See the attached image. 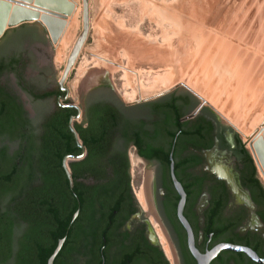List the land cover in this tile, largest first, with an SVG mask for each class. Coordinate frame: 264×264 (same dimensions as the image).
<instances>
[{
	"label": "trees",
	"instance_id": "1",
	"mask_svg": "<svg viewBox=\"0 0 264 264\" xmlns=\"http://www.w3.org/2000/svg\"><path fill=\"white\" fill-rule=\"evenodd\" d=\"M19 30L26 31V26ZM5 69L0 64V74ZM109 93V99L90 102L84 123L74 125L85 150L82 157L70 128L71 119L78 115L75 109L56 105L52 114L35 125L15 98L0 91V256L8 255L10 243L15 240L20 243V256H25L26 243L31 242L32 250L39 252L42 264H46L59 241L64 240L54 264H68L67 259L73 256L99 264L102 251L105 255L115 245L121 246V254L130 260L142 258L133 246H122L126 240L140 241V232L135 238L129 232L122 233L135 209L127 146L121 149L118 141L125 136L132 139L139 157L151 158L157 153L143 152L141 147L150 144L148 138L134 123L123 120V113L137 108L126 107ZM35 96L44 100L66 94L58 89ZM196 106L190 94L177 92L171 93L164 104H145L151 112L167 115L173 128L185 134V144L200 148L202 140L209 148L213 126L208 120L197 117L190 125L180 122ZM221 143L229 147L225 136ZM234 143L241 181L264 222V187L255 163L238 134L234 135ZM68 157H82L69 165L71 182L63 167ZM184 163L175 165V176L192 191L195 182L188 183L192 175ZM164 170L169 177V168ZM153 254L158 264H168L162 252L154 250Z\"/></svg>",
	"mask_w": 264,
	"mask_h": 264
},
{
	"label": "rangeland",
	"instance_id": "2",
	"mask_svg": "<svg viewBox=\"0 0 264 264\" xmlns=\"http://www.w3.org/2000/svg\"><path fill=\"white\" fill-rule=\"evenodd\" d=\"M74 1L78 10L67 28V59L83 30V1ZM88 5L89 33L63 85L71 96L66 101L81 109L87 86H109L132 107L183 87L250 148L264 128V0H88ZM72 10L73 4L66 17H51L63 20L54 38ZM66 62L55 63L52 80L58 87ZM84 121L85 112L75 123Z\"/></svg>",
	"mask_w": 264,
	"mask_h": 264
},
{
	"label": "flooded vegetation",
	"instance_id": "3",
	"mask_svg": "<svg viewBox=\"0 0 264 264\" xmlns=\"http://www.w3.org/2000/svg\"><path fill=\"white\" fill-rule=\"evenodd\" d=\"M206 111L208 110L201 109L193 118H188L189 115H186L180 122L190 125L197 117L208 120L213 126L209 138L212 146L209 148L205 146L207 141L202 140L200 143L203 147L200 148L185 144L187 142L185 134L173 128L172 120H169L167 115L155 114L147 107L141 111L122 114L124 121L134 123L144 134L143 136L148 138L150 144L142 146L141 150L145 153H157L151 158L139 157L132 139L125 136L118 141L121 149H126L127 146L126 156L129 163V151L132 149L141 163L154 167V171L150 174V202L175 259L171 262L166 256L146 210L132 192L135 212L126 222L122 233L129 232L132 238H135L134 235L139 231L140 241L134 243L126 240L122 246H133V249L141 253L142 258L136 262L130 260L128 256L121 254V246L115 245L106 250V256L102 251L99 264H158L153 254L154 250L162 252L168 264H259L243 251L229 249H221L212 259L206 261L205 257L208 253L223 246L249 249L264 262V222L260 218L259 209L250 191L241 181V167L234 156L236 146L231 147L228 143V136L233 134L234 139L237 133L225 126L213 112L206 113ZM224 136L229 144L228 148L222 146L221 137ZM171 155L174 166L185 161L184 165L187 166L190 176L192 175L187 181L195 182L191 191L190 188H185L182 180L177 179L186 194L183 217L193 235L195 255L190 250L188 233L178 217L180 197L170 175L166 176L164 170L168 167L170 174ZM221 166L226 169L225 174L220 173L218 168ZM217 174L226 180L218 179ZM246 195L250 196L255 205L254 214L246 204ZM127 224L130 226L128 227ZM19 244L18 240L10 243L8 255L0 256V264H42V258L39 252L32 250L31 242L26 243L25 256L22 257ZM89 261L83 256L67 259L68 264H89ZM90 264H98V262Z\"/></svg>",
	"mask_w": 264,
	"mask_h": 264
},
{
	"label": "water",
	"instance_id": "4",
	"mask_svg": "<svg viewBox=\"0 0 264 264\" xmlns=\"http://www.w3.org/2000/svg\"><path fill=\"white\" fill-rule=\"evenodd\" d=\"M19 1L22 2L23 5L24 4L30 5V3L34 1L35 4L34 8L27 9L25 7H22L20 3H16L17 6L13 8L9 20H8V14L10 13L11 10V3H15V0L0 1V38H2V36L4 35L7 26L9 29H11L26 23L37 22L39 18L38 14L40 11L55 10L61 13L63 17H66L70 13L72 7V4L68 0H19ZM82 1H83V32L79 36L76 45L71 53V56L68 60V63L64 68L63 75L59 81L60 88L58 87V80H52V75L55 71L56 54L52 46L50 45L46 35L44 34L41 26H39V27H27L26 31L19 30L18 32L2 40V46H0V64H3L6 69L0 74V91H4L11 97L15 98L17 102L23 106L27 118L32 120V123H34L35 125H38L39 122L45 116L52 114L56 108V105L75 109L78 112V115L71 119L70 128L74 134L78 146L82 149V157H84L85 150L80 142L78 134L74 130V125L77 124L75 123V121L85 112L87 105L90 102L92 103L97 99H109L111 98V96L109 93V86H87L81 109L71 104L70 102L66 101V97H71V96L67 94V91L66 89L63 88V85L65 84L67 77L69 76V73L75 64L81 52V49L87 40L89 33L88 0H82ZM33 9L36 10L34 11ZM44 19L47 28L49 26L48 29H51L52 26L56 29H60L63 25V20L60 19L57 20L50 17H45ZM58 89L64 92L66 96L60 97L58 99L56 97H52L44 100H41L38 98V96H35L45 92H55ZM187 89L190 92H192L191 89L189 88ZM173 92H177L179 94L188 93L197 101V106L195 107L193 112L189 114L188 118H193L196 115H198L201 109L202 110L207 109L211 111L207 106H205L201 101H199L196 97H194L183 87H179L174 91L170 92L165 97H163L159 102L149 103V105L157 104V103H161V104L166 103L168 101V96ZM111 93L117 96L115 92H111ZM166 93L168 92L167 91L163 92L152 98H147L143 100L141 99L136 103L137 104L146 103ZM117 98L119 99L118 96ZM119 101L122 103L120 99ZM130 108H137V109H133L135 112L141 111L145 109V104L132 106ZM219 119L220 121H222L223 124H225V126L229 127L221 118ZM241 140L244 143L246 149L249 151L244 140L242 138ZM228 143L230 144L231 147H234L235 143L233 139V134H230L228 136ZM14 149L15 148L13 147L12 150ZM261 149L264 151V146H261ZM82 157H68L63 162V167L70 182H71V171L69 165L71 162L77 161ZM129 158H130V175H131L132 192L135 198L136 199L138 198L139 202L146 210L149 220L152 223L153 227L155 228V231L157 233V236L159 237L160 243L164 249L166 256L171 262H173V260L175 259L174 252L171 246L169 245L166 234L157 216L155 215L150 202V195H149L150 193L149 184L151 181L150 174L154 171V167L141 163L136 157L134 150L132 149L129 151ZM170 160H171L170 177L174 184L175 190L180 197V201L178 204V217L188 233L190 250L195 255L196 253L193 247V235L189 224L183 217V208L186 201V194L181 183L177 180L175 176V166L172 160V155L170 157ZM218 169L220 170V173L225 174L226 169L223 166L219 167ZM217 176L218 179L220 180H226L225 178L219 176V174H217ZM257 177L259 178L261 184L264 187V184L258 174V171H257ZM245 201L246 204L251 209L252 211L251 213L254 214L255 205L252 202L249 195L245 196ZM127 226L129 227L130 224H127ZM63 244H64V240H60L56 250L49 258L48 264H54V260L57 254L59 253V251L61 250ZM221 249L243 251L256 263L259 264L264 263L263 261L258 259V257L253 251L249 249H237L228 246L215 248L213 251L207 254V256L205 257L206 261L212 259Z\"/></svg>",
	"mask_w": 264,
	"mask_h": 264
},
{
	"label": "bare ground",
	"instance_id": "5",
	"mask_svg": "<svg viewBox=\"0 0 264 264\" xmlns=\"http://www.w3.org/2000/svg\"><path fill=\"white\" fill-rule=\"evenodd\" d=\"M1 1H3V0H1ZM68 1H70L73 4V10H72V14H70L68 16L67 22L65 20L66 25L64 26L65 28H64L63 32L61 33L60 37L58 36L57 38H54V34H56L54 31L56 30V28H54L52 26L51 29H48L49 26L47 28V26L45 24V19H44L45 17H50V18L51 17H53V18L59 17L60 18L61 17L60 13L57 11H54V10H49V11L43 10L44 13H43V11H40L38 14L39 18H38L37 22L40 23L45 28L46 32L49 34V37H50L52 43H54V47L56 50V61H55V63L58 65H62L64 62H66V60H67L66 63H68V60H69L71 53L73 51V50L71 51V53L67 59V44H68L67 33L69 31L68 29H70L72 27V26L71 27H69V26L72 25V23H73L72 19L76 15L75 13H77V10H78V4L76 3V1H74V0H68ZM16 3H20V5L22 7H25L27 9L34 8V1L32 3H30V5H26V4L23 5V3L20 2L19 0H15V3H14L15 6H17ZM13 8L14 7L11 6V10H13ZM11 10H10V12H11ZM33 10L35 11L36 9H33ZM9 19L10 18L8 16V20ZM7 29H8V26H7ZM82 32H83V30H82ZM77 40H76V42H77ZM76 42H75V45H76ZM75 45H74V47H75ZM74 47H73V49H74ZM261 146H264V128L253 139L252 143L250 144V148H249L251 151V154H252V156L256 162L261 180L264 182V151L261 149Z\"/></svg>",
	"mask_w": 264,
	"mask_h": 264
},
{
	"label": "crops",
	"instance_id": "6",
	"mask_svg": "<svg viewBox=\"0 0 264 264\" xmlns=\"http://www.w3.org/2000/svg\"><path fill=\"white\" fill-rule=\"evenodd\" d=\"M1 1V0H0ZM11 6L12 7H15V4L14 3H12L11 4ZM11 14H12V10H11V12L8 14V16H9V18H10V16H11ZM41 25L40 23H38V22H33V23H26V24H23L24 26H26V28L27 27H30V26H32V25ZM22 26V25H21ZM21 26H18V27H15V28H11V29H6V31L4 32V35L2 36V38H0V40L1 39H3L4 37H7V36H9L11 33H16V32H18L19 31V28L21 27ZM42 26V25H41ZM42 28H44L43 26H42ZM45 29V28H44ZM13 31V32H12ZM170 92H168V93H166V94H164V95H162V96H160V97H158V98H156V99H154V100H152V101H149V102H146V104H149V103H154V102H159L163 97H165L167 94H169Z\"/></svg>",
	"mask_w": 264,
	"mask_h": 264
}]
</instances>
